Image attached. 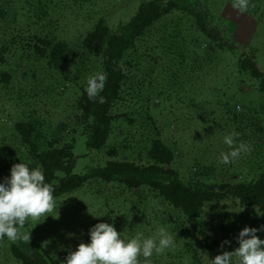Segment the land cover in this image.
I'll list each match as a JSON object with an SVG mask.
<instances>
[{
	"label": "trees",
	"instance_id": "obj_1",
	"mask_svg": "<svg viewBox=\"0 0 264 264\" xmlns=\"http://www.w3.org/2000/svg\"><path fill=\"white\" fill-rule=\"evenodd\" d=\"M64 1L0 0V26L6 24L11 31H20L0 41V92L8 89L23 63L30 65L19 77L27 78L30 73L34 80H30V92L8 99L17 106L9 133L0 137V163L5 177L10 176L16 163H24L30 169L39 167L45 182L55 189L54 198L75 191L91 176L124 186L123 190L131 195L128 198L133 202L136 221L152 226L154 237L161 227L174 237V247L164 254L154 253L152 264H203L201 253L212 264L213 258L221 254L220 240L204 229L206 207L235 200L242 208L257 209L262 214L259 222L264 225V61L260 66L253 50L238 53L236 46L225 42L218 30H204L217 50L228 49L234 54L231 73L236 80L240 78L239 83L243 77L252 79L261 99L254 104H237L236 114L228 111L227 128L240 133L239 139L252 149L247 153L240 179L223 180L219 177L222 173L208 165H192L183 174L177 166L181 146L167 135L178 124L165 118V110L159 109V104L171 100L172 89H185L191 84L194 76L186 74L185 67L194 71L193 67L200 66L204 86L218 75L217 65L212 66L211 62L223 61L225 55L219 51L200 52L179 32L167 34L156 30L175 6L171 3L164 8L162 0L142 2L136 13L118 28L99 19L76 52L66 40L64 30H59L52 20L54 11H60ZM17 2L18 8L29 4L31 24L8 17ZM71 63H92L93 72L107 74L100 93L106 103L90 101L87 86L82 87L80 95L74 94L71 111L60 122L56 116L51 118L39 103L46 94L53 95L56 89L68 85L67 75L74 72L68 69ZM170 78L177 82L171 84ZM204 89L202 99L195 102L203 108L207 106L208 112L212 110L211 104L215 108L217 105L206 97L208 90ZM115 124L134 132V137L125 142L114 140L107 150L105 166L91 175L73 173L75 135H85L88 148L100 150L107 145ZM202 127L210 129L207 122ZM221 232L227 238L238 237L226 224L221 226ZM195 235L201 238V249L194 247ZM20 241L7 246L8 255L2 256L0 252V264H64L54 243L47 246L38 240Z\"/></svg>",
	"mask_w": 264,
	"mask_h": 264
},
{
	"label": "rangeland",
	"instance_id": "obj_2",
	"mask_svg": "<svg viewBox=\"0 0 264 264\" xmlns=\"http://www.w3.org/2000/svg\"><path fill=\"white\" fill-rule=\"evenodd\" d=\"M144 1L149 0H65L60 11L51 13L52 20L59 30H64L66 40L77 52L85 34L99 19L103 18L111 27L118 28L136 13ZM162 2L164 8L171 3L175 6L158 23L156 30L167 34L179 32L187 36V41L200 52L213 54H217L219 50L204 30H218L225 42L236 46L238 53L255 51L259 65L263 66L264 0H249V8L244 13L232 7L233 0H162ZM18 5L17 2V7L8 13V17L17 19L19 23L31 24L29 4L22 8H18ZM163 26H165L164 30ZM17 33L20 34V31H11L6 24L0 26V41L7 40L11 34ZM219 53L225 55V59L211 62L212 66L217 65L218 75H215V80H209L203 86L202 68L193 67V71L185 67L186 74L194 76L191 84H188L185 89H172L169 94L171 100L162 101L159 109L165 110V118L178 124V126L174 124L167 131V135L170 136L171 141L176 140L181 146L177 166L183 174H186L192 165H208L214 166L220 174L222 173L219 175L221 179L231 181L241 178L248 155L241 154L236 161L229 164L220 163L221 152L229 151L228 146L223 142L224 136L231 132V129L227 128L228 111L236 114L238 113L237 104L248 105L250 101L253 104L258 103L261 93L249 77H243V82L239 83L240 78L236 80L233 76L231 68L234 54L232 52L224 49ZM28 65H30L29 62L23 63L17 77L8 84V89L0 92V137L9 133L17 106L15 101L11 102L8 99L30 92V80L34 81L32 75L31 78L30 73L27 78L19 77L24 70H27ZM180 67L183 68V66ZM68 69L74 70L67 75L68 85H62L53 95L46 94L42 99L43 102H40L41 97L37 100L51 118L56 116L60 122L64 121L71 111L74 94L80 95L82 87L87 86L88 77L95 73L91 70L92 63H71ZM169 82L173 84L177 81L170 78ZM204 88L208 90L206 97L215 101L217 105L215 108V105L211 104L212 110L208 112L207 106L203 108L201 103L198 105V102H195L202 99L201 92L205 91ZM216 89L219 90L218 93L214 92ZM205 122L210 126L211 131L217 134H212L208 127H202ZM132 134L134 132L128 128L120 129L115 124L107 145L103 149L92 150L86 144V136L77 133L73 173L91 175L95 169L104 167L108 160L107 150L111 143L114 140L117 142L130 140L134 137L131 136ZM72 135L73 133L70 136ZM5 176L0 163V182H3ZM124 188V186L108 184L91 176L75 191L54 198L56 209L48 214L49 216L41 217L39 221L29 219L21 232L31 233L32 240H38L47 246L54 243L62 262L70 251L76 250L81 242H90L89 230L97 223L112 224L120 232L121 238L126 240L135 237L137 233H142L144 238L154 237L152 226L141 224L136 221L137 217L134 218L136 211L132 209L131 197L128 198V194L131 195L126 193ZM261 218L262 214L257 209L242 208L235 200L214 203L205 208L204 229L216 236L220 240V245L225 240L231 241L230 245L225 244L223 249L219 246L220 253L234 251L239 246L236 235L234 238H227L222 234L221 226L226 224L234 230L235 234H239L245 226L261 228L262 224L259 222ZM257 236L264 239V231H258ZM194 238V247L201 249V238L197 235ZM11 244L13 242L7 238L0 244L2 256L8 255L7 246L10 247ZM201 259L203 264H211L204 253H201ZM233 261L236 263L235 257Z\"/></svg>",
	"mask_w": 264,
	"mask_h": 264
},
{
	"label": "clouds",
	"instance_id": "obj_3",
	"mask_svg": "<svg viewBox=\"0 0 264 264\" xmlns=\"http://www.w3.org/2000/svg\"><path fill=\"white\" fill-rule=\"evenodd\" d=\"M232 7L244 13L249 8V0H233ZM107 78L103 72L88 77L85 91L90 101L106 103L100 93ZM239 137L240 133L235 131L224 136L223 142L229 151L221 152L220 163H232L241 154L251 152V146ZM54 191V187L45 182L41 168L30 169L21 162L14 164L10 176L0 182V240L7 237L13 243L18 240L30 243L31 233H23L21 229L29 219L39 221L56 209ZM258 231H264V225L259 229L245 226L237 237L239 246L234 251H222L213 258L212 264H233V257L236 264H264V239L257 236ZM89 235L90 242H81L75 251H70L64 264H152L154 253L163 254L174 247V237L163 227L157 237L144 238L142 233H137L126 240L112 224L101 222L89 230ZM230 243L223 241L221 249Z\"/></svg>",
	"mask_w": 264,
	"mask_h": 264
}]
</instances>
